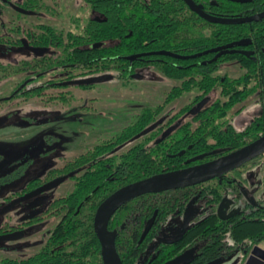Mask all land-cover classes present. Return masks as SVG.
<instances>
[{"label":"trees","instance_id":"1","mask_svg":"<svg viewBox=\"0 0 264 264\" xmlns=\"http://www.w3.org/2000/svg\"><path fill=\"white\" fill-rule=\"evenodd\" d=\"M193 1L203 5L207 13L226 18L264 11V0ZM107 2L100 10L106 17L105 22L95 33V42L106 44L92 50L94 75L108 68L118 72L117 79L128 80L140 64L136 61L131 65L126 57L139 53L166 50L193 55L245 38H251L252 43L247 47L236 46L220 56L209 53L188 60L151 57L164 60L154 67L178 85L168 94L164 105L156 110L145 109L116 138L96 146L89 157L87 154L79 157V165L89 163V167L79 172L74 189L53 205L52 208H58L61 213L60 223L34 256L13 264H101L94 215L105 199L125 186L227 155L264 135V19L237 25L212 24L192 12L182 0ZM208 29L210 35L204 34ZM87 54L88 50L78 52L79 62ZM103 57L109 58V66L104 65ZM230 63H236L243 73L235 78L220 75L222 66ZM194 92L197 95L189 105L178 111H165L169 103ZM215 93L217 97L200 112L189 115L196 103ZM254 96L262 103L261 109L242 130H237L228 118L239 114L242 108L236 110V107ZM166 116L171 117L169 121L144 133ZM170 128L174 129L164 136ZM223 196L219 186L205 188L200 198H205L209 216L189 228L186 238L204 237L212 241L207 244L213 241L225 244L228 237L234 247L246 251L264 242V206L251 204L244 211L221 218L217 208ZM184 197L187 201L192 196L189 193L179 197H170L167 193L148 194L112 214L108 229L115 234L116 248L125 264H135L137 246L151 242V233L142 241L141 238L154 209H159L156 229H174L176 226H170L174 222L169 217L178 208L184 210ZM202 230L205 236L198 234ZM61 245L66 247L60 250Z\"/></svg>","mask_w":264,"mask_h":264},{"label":"flooded vegetation","instance_id":"2","mask_svg":"<svg viewBox=\"0 0 264 264\" xmlns=\"http://www.w3.org/2000/svg\"><path fill=\"white\" fill-rule=\"evenodd\" d=\"M107 1L108 0H0V92H2L0 94V190L6 189L8 191L6 195L1 196L0 200V264H13L15 261L27 260L45 246L53 229L62 219L61 213L58 212L59 209L52 208L53 205L63 197H66L74 189L79 172L83 171L85 169L84 167H89V163H87V166L85 164L80 166L78 161L79 157L85 154L89 157L88 154L92 152L96 146L116 138L126 128H123L107 141L95 146L93 145L84 151L78 150L76 142L74 146H77V148H71L70 155H67V151L65 154L58 153V147H52V149L47 150L50 139H48L46 135L41 137V133L29 134L31 136L30 140L36 141V144L31 145L30 143L25 145L22 142L21 146L17 147L15 141L18 138L15 137L11 126L13 125V114L16 109L24 108L25 106L34 107L33 102H39V107L46 112L73 109L72 106L75 105L74 101L77 98V91L81 90L86 93L92 92L97 84H80L79 82L95 77L109 76L110 79L106 81V83L118 81L121 82L123 86H128L131 80L145 81V79L148 78L146 74L152 79L151 81H154L153 74L166 78L160 70L154 67L155 63H163L164 60L160 58H151L153 56H164L154 54L158 51L139 53L126 57L131 65H134L136 61L140 64L135 72L130 73L132 78L128 80L117 79L118 72L111 71L108 68L97 75L92 73L95 62L94 52L92 50L95 47L106 44L105 42H95V33L100 31V25L105 22L106 17L100 10L103 9L104 5L106 6L108 4ZM86 50H88L86 58H84L82 62H79L78 52ZM198 54H178L188 58L175 59L188 60L203 56L191 58V56ZM133 56H136L135 59H131ZM97 60H100V58ZM102 60L106 61L104 63L105 66H109V58L103 57ZM129 71L132 72L133 69L130 68ZM221 71L222 68L219 73H221ZM166 79H168L171 84L168 86L165 100L172 89L178 85L177 81L169 78ZM35 93L41 94V96L33 95ZM191 94L193 93L186 95ZM196 95L195 93L194 97ZM213 95L214 98L217 97L216 93L206 97L209 98V102L214 99L212 97ZM165 100L163 105L165 104ZM200 102L196 103L189 111V115L192 114L191 111L193 109L198 107ZM256 102H260L259 98H257L255 103ZM208 103L206 105H208ZM158 107L155 109L143 108L137 118L145 109L156 110ZM163 118L164 119L160 121L166 123L171 117L166 116ZM30 120L31 125L33 124L39 127L49 122V118L44 120L43 117H34L30 118ZM90 137V135L79 139L76 137V140H81L80 142L82 143ZM51 138L55 141L62 140L60 137ZM43 150L47 151L43 152ZM221 157H223V155L218 158ZM210 161L189 165L183 168V170ZM189 163L188 161L187 164ZM249 163L226 174L217 175L214 179L204 183L162 193H152H167L170 197L174 195L177 197L180 195L184 196L189 193L192 197L187 201L184 197L183 202L186 201L184 210L178 208L170 215V220L174 222L170 224V226H176L174 229H156L159 209H154L145 223L141 238L142 241L151 233V242L148 241L146 245L137 246L139 251L135 254V264H246L252 256V252L256 246L264 251L262 247L264 242L253 246L250 251H246L234 247L232 240L228 237L225 239V244H214V241L213 244H207V242L212 241L204 237L186 238L189 228L196 223L205 221L209 216V211H207L208 208L205 206V198H200L205 188L208 186H219L221 193L224 195V202L226 193L230 195V188L242 178L243 172H239L240 169L244 168ZM232 173H234V178L229 176V174ZM60 178L65 179L57 187L34 195L45 185ZM65 184H70L71 190L65 195H62L58 193L57 190ZM29 195L30 197L28 199L22 200V198ZM260 204L264 206L262 202H260ZM219 207L217 208V214ZM97 210L94 215V230ZM54 212H58V214L55 215L53 214ZM233 214L235 213H231L226 217H222L219 214L218 216L227 218ZM112 218L113 216L108 220L107 230L112 234L116 248L117 240L115 234L108 229ZM186 218H188L189 221L188 229L183 237L180 238ZM47 219H55L56 224L48 233L45 240L39 244L33 243L32 246L20 243L22 240H29L33 237L28 235L30 229L40 225ZM152 220L153 223L149 232L143 237L148 223ZM198 234L205 236V230L198 231ZM8 236H12L13 239L3 240ZM28 247L37 249L36 252L28 258L20 259L11 255L20 251L24 252ZM65 247L66 245H61L59 249L62 250ZM72 248L73 247H68V249ZM116 252L121 264H125L117 248ZM100 254V263L104 264L102 246ZM260 254L264 256L262 252H260Z\"/></svg>","mask_w":264,"mask_h":264},{"label":"rangeland","instance_id":"3","mask_svg":"<svg viewBox=\"0 0 264 264\" xmlns=\"http://www.w3.org/2000/svg\"><path fill=\"white\" fill-rule=\"evenodd\" d=\"M210 32L211 30L208 29L204 31V34L210 35ZM242 73L243 70L236 63H230L222 66V71L219 74H227L235 78ZM146 75L148 78L145 81L131 80L128 86H123L118 81H111L97 83L94 90L89 93L78 90L77 98L74 101L75 105L72 106L73 109L46 112L39 107V102H33L34 107L25 106L16 109L13 114V125H11L15 137L18 138L15 145L20 147L22 142L25 145L36 144V141L30 140L29 134L41 133V137L46 135L50 139L47 150L58 147V153L65 154L67 151V155H70L71 148L76 149L78 146V150L84 151L93 145L107 141L123 128L132 124L143 108L155 109L163 105L168 86L171 84L170 81L157 74H153L154 81H151L149 75ZM194 95L195 93L185 95L180 101L166 105L165 111L182 109L192 101ZM212 97L214 98V95ZM256 100L257 96H254L250 101L247 100L240 104L236 110L242 108V111L234 117L233 115L229 116V121L235 125L237 130H242L260 111L261 103H255ZM34 117H43L44 120L49 118V122L40 127L31 125L30 118ZM88 135L91 137L82 143L81 140H76V137L79 139ZM51 137H60L62 140L55 141ZM76 142L77 146H74ZM45 151L43 150V152ZM239 172H243L242 180L240 179L233 184V187L230 188V195L226 193V199L218 209V214L222 217L244 211L251 204H260V202L264 204V155L250 162ZM229 176L234 178V173L229 174ZM70 190L71 185L65 184L57 192L65 195ZM7 193L6 189L0 190V200L1 196ZM55 224V219L45 220L40 225L30 229L28 235L33 237L28 238L29 240H22L20 243L29 246H32L33 243L39 244L47 238ZM262 247L264 248V243ZM36 250L33 247H28L24 252L20 251L11 255L25 259L32 256Z\"/></svg>","mask_w":264,"mask_h":264},{"label":"water","instance_id":"4","mask_svg":"<svg viewBox=\"0 0 264 264\" xmlns=\"http://www.w3.org/2000/svg\"><path fill=\"white\" fill-rule=\"evenodd\" d=\"M186 5L196 13L199 17L206 20L207 22L213 24H222V25H237V24H245V23H252L258 22L264 19V11L259 14H254L251 16L246 17H218L208 14L205 10L203 5H199L195 3L193 0H183ZM252 43V40L249 38L242 39L240 41H236L221 47H217L206 52L200 53L198 55L191 56V58H195L197 56L209 54V53H216L218 56L229 52L230 50L234 49V47H247ZM154 54L164 55V56H171L174 58H188L185 56H181L169 51H158ZM147 55V54H143ZM136 57V56H135ZM135 57H131V59H135ZM110 79L109 76H101L95 77L88 80H84L79 82L80 84H94V83H102L106 82ZM209 102V98L204 99L202 102L199 103L196 109L191 111L192 114H197L201 109ZM162 121H159L157 124L152 125L149 127L144 133H148L154 130L158 124ZM174 128H170L166 131L164 136L170 134ZM264 154V135H262L256 141L236 150L233 151L221 158L216 160L210 161L208 163L192 167L186 170L178 171V172H170L161 175H157L140 182L125 186L111 196H109L102 204L99 206L96 216H95V231L100 240L102 246V257L104 264H121L119 256L116 252L114 238L112 234H110L107 230V224L109 218L112 214L119 209L124 204L128 203L129 201L152 193H162L170 190L186 188L189 186H193L196 184L204 183L214 179L217 175L226 174L244 164H247L254 159L258 158L259 156ZM65 178L57 179L41 189H39L34 195L40 194L50 189L57 187L60 185ZM30 197L26 196L22 198V200H26ZM33 197V196H31ZM153 220L148 223L146 230L144 232V236L149 232ZM188 218H186L184 223V228L181 233V237L186 233L188 229ZM13 239L12 236L5 237L3 240H10ZM264 251L256 246L252 252V256L246 262V264H264V256L260 254Z\"/></svg>","mask_w":264,"mask_h":264}]
</instances>
